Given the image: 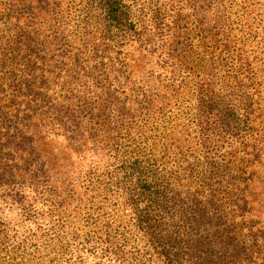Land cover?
<instances>
[{
  "label": "trees",
  "instance_id": "obj_1",
  "mask_svg": "<svg viewBox=\"0 0 264 264\" xmlns=\"http://www.w3.org/2000/svg\"><path fill=\"white\" fill-rule=\"evenodd\" d=\"M180 1L81 0V19L76 29L84 27V45L99 41L92 54L96 59L106 49L100 45L108 47L126 37L139 41L144 48L154 46V37L160 42L156 50L167 46L177 68L169 66V58H163L162 66L172 67L174 75L182 73L183 80L190 79L192 85L200 154L196 163H205L204 174L197 178L201 187L185 191L177 188L180 175L175 168L176 153L161 161L155 153L141 152L132 144L122 152L117 139L105 145L113 153L111 163L101 172L96 167L88 168L83 175L86 185L82 199L87 213L82 221L87 230L81 234L77 221L65 215L62 207L71 201L72 192L68 190L61 197L57 187L48 185L45 163L28 134L29 119L38 116L41 127L47 125L51 131L50 126L53 130L58 128L60 131L53 133L82 146L86 143L84 133L93 142L102 128L119 134L127 129L130 108L124 101L116 102L119 97L117 90H111V77L98 73L100 63L93 60L91 68L86 67L81 55L71 56L62 47L54 54L45 53L51 40L56 45L62 43L58 31L63 22L61 0H0V204L15 206L21 222L35 225L22 231L15 229L0 207V264H153L155 258L162 264H239L243 257L250 256L251 246L244 237H251L249 232L253 231L243 235L218 231V227L211 234L201 230L212 217L220 221L228 218V213L220 208L221 196L244 203L241 188L222 186V178L231 173L232 167L228 162H219L216 152L225 142L229 146L245 143L247 147L243 137L253 128L247 126L246 118L258 112L256 118L260 122L264 109L258 97L248 91L254 81L247 83L239 77L250 65L249 58L241 52L234 53L232 41L226 35L219 36L222 13L216 12L215 26L204 27L203 11L196 0L188 1L189 15L197 20L196 34L200 35L204 49L197 54L191 31L178 29L175 21H164L165 7L161 6L169 5L177 18ZM215 2L220 1H207L208 6ZM90 26L95 27L94 35H88ZM45 27L52 29V38L42 35ZM218 48L221 51L216 54ZM40 50L45 54L40 55ZM89 58L92 60L93 56ZM48 67L55 77L64 74V104L49 101V77L45 75ZM259 71L264 72V67ZM114 80L119 82L116 76ZM3 98L14 111L11 117ZM143 101L149 105L150 100ZM21 107L27 110L20 113ZM94 117L101 120L99 127L84 128L82 120ZM251 148L253 157L264 152L262 143ZM181 158L187 160L185 155ZM193 167L194 164L190 165L183 175L189 176ZM205 188L208 197H204ZM27 190L41 200L40 208L26 200L30 195ZM113 193L118 201L112 202L114 208L121 204L130 210L125 225L105 209ZM252 237L251 253L257 254V264H264L262 236L255 231Z\"/></svg>",
  "mask_w": 264,
  "mask_h": 264
},
{
  "label": "rangeland",
  "instance_id": "obj_2",
  "mask_svg": "<svg viewBox=\"0 0 264 264\" xmlns=\"http://www.w3.org/2000/svg\"><path fill=\"white\" fill-rule=\"evenodd\" d=\"M80 1L61 0L60 15L63 17V22L58 31L62 35V43L60 44L62 46L56 45V42L51 40L45 53L47 56L54 54L55 51H59L58 47H62L71 56L81 55L82 65H86V67L91 68L93 60L94 63L95 61L100 63L98 73L111 77V90H117L115 94L119 97L116 102L124 101L126 106L130 108L131 115L127 118V129H122L119 134L117 131L108 133L102 128L93 140L94 143L84 133L83 139L86 140V143L77 146L64 135L53 133V131H60L58 128L53 130L50 126L51 131L47 125L41 127L38 116L34 115L29 119L28 134H31L35 150L45 163L44 169L49 176L48 185L57 187L61 197H65L68 190L72 192L71 201L68 200L62 207L65 215H69L77 221L78 231L82 234L87 230L82 221L83 216L87 213L85 202L82 199L84 185H86L83 175L88 168L96 167L98 172H101L111 163L113 153L109 152L105 145H110L112 141L118 139L119 145H121L119 146L120 151L124 152L128 145L132 144V147L135 146L141 152L155 153L161 161L174 157L176 153L177 165L175 168L180 175L176 185L181 191L188 188L194 189L196 186L201 187L197 178L204 174L205 163H196V158L200 154L195 132L192 85L190 79L183 80L182 73L176 74L175 72L174 75L170 70L172 67L165 69L162 66L163 58H169V66L174 65V69L177 68V65L172 62L174 58L168 53L167 46H162L163 49L158 47L156 50L155 46H159L160 42L157 37H154L153 43L156 45L144 48L139 41L126 37L121 39V42L110 44L108 47L100 45V48L106 49L97 54L98 58L96 59V56L92 54L95 53L94 46L99 41L93 40L88 45H84V27L81 26V29H76V24L81 19ZM188 1L189 3L194 2V0L180 1V16L177 18L174 15L175 10L169 9V5H162L163 9L165 7L164 21L166 23L175 21L178 29L191 31L192 44L196 53L201 54L204 49L200 45V35L196 34L197 20L193 15H189ZM207 1L196 0L197 7L203 11L202 22L204 27L215 26L216 12L222 13L224 20L218 25L221 31L219 36L226 35L232 41L233 52L236 54L241 52L242 55L249 58L250 65L246 70L239 73V77L247 83L254 81L249 85L248 91L258 97L260 107L264 109V82H262L264 81V72L259 71L260 67H264V0H219V3L215 2L212 6H208ZM178 29L177 32H181ZM87 31L89 32L88 35H94L95 27L90 26ZM43 34L52 38L53 31L51 28L45 27ZM251 34L252 37L250 38L249 35ZM51 38L48 37V39ZM209 41L210 39L207 38V43ZM215 51L218 54L221 48L215 49ZM40 52V55L45 54L44 50H40ZM92 56L93 58L90 60L89 57ZM88 58L91 64L87 63ZM39 59L37 63L40 62ZM233 61L236 62V55L233 56ZM49 67L45 71V75L49 77V87L46 90L50 97L49 101L57 105L64 104L66 102L64 100L65 89L62 87L64 74L55 77L51 72L52 68ZM115 76L119 82L114 80ZM248 78L252 79L249 80ZM182 81L184 84L180 83ZM5 99L3 98L2 103L9 113H7L8 116L11 117L14 111L10 105L7 106ZM143 99L150 100L147 101L149 105ZM139 100H141L140 104L138 103ZM20 110L22 113L27 109L21 107ZM257 113L250 114L246 118L247 126L253 128L243 137L247 147L244 146L245 143L239 144L237 142L229 146L225 142L224 146L216 152L219 162H228L232 167L231 173L222 178V186L224 188L226 186L228 188H235L236 186L241 188L244 203L241 201L232 202L221 196L218 200L222 203L220 208L224 213H228V218L223 217L220 221L216 216L212 217L207 224L203 225L204 229L201 230V232L211 234L218 227V231H231L243 235H247L249 230L253 231L249 232L251 237H244V241L249 244L248 247L251 246L249 248L250 256H247L248 258L243 257L239 264H257L259 261L257 254L251 253V249L254 250L251 239H254L252 235L255 231L262 236L263 243L261 246L264 250V152L259 157H253L251 148L255 143H262L264 146V119L258 122ZM100 123L101 120L95 117L82 120L83 127L86 129L98 128ZM91 143L93 144L91 145ZM183 155L187 160L181 158ZM192 164L195 167H193L190 175H183L186 169L190 170ZM205 190L204 197H208L209 192L206 188ZM27 193L30 194L29 190ZM109 199L111 202L105 205L107 213L110 212V215H114L118 222L125 225L130 218V210L121 204L118 208H114L112 202H118L116 201V193H113ZM26 200L33 202L38 208L41 207V200L32 194L27 195ZM0 207L4 217L15 229L22 231L27 227H35L34 224L21 222L18 209L15 206L9 207L0 204ZM38 223L41 226L45 224ZM132 240L133 238L130 241ZM262 254L264 255V253ZM154 260L153 264H162L157 258Z\"/></svg>",
  "mask_w": 264,
  "mask_h": 264
}]
</instances>
